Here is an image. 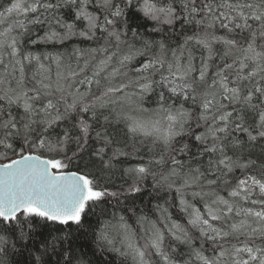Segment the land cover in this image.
<instances>
[{
	"label": "snow or ice",
	"instance_id": "1",
	"mask_svg": "<svg viewBox=\"0 0 264 264\" xmlns=\"http://www.w3.org/2000/svg\"><path fill=\"white\" fill-rule=\"evenodd\" d=\"M177 25L192 35L172 48L165 26ZM73 39L97 46L26 50ZM128 159L139 162L120 167ZM0 161V264H103L105 251L132 264H264V0H9ZM173 192L187 227L165 199L154 206L162 226L137 217L143 245L124 216L122 248L103 229L90 236L113 201ZM166 234L189 251L166 250Z\"/></svg>",
	"mask_w": 264,
	"mask_h": 264
},
{
	"label": "trees",
	"instance_id": "2",
	"mask_svg": "<svg viewBox=\"0 0 264 264\" xmlns=\"http://www.w3.org/2000/svg\"><path fill=\"white\" fill-rule=\"evenodd\" d=\"M8 2L9 0H0V10H2L3 6L7 4ZM138 25L141 26L139 27L138 30L142 34H144L146 37L151 38V39L161 38L160 34L150 33L151 27L154 26L152 21H147L143 17H139V18L133 17L132 26L136 27ZM165 32L167 33V37H166L167 42L172 48H176L179 44L183 43L184 35H192L191 29L185 32L183 29L179 27V25H177L174 29H171V30H169L168 27L165 26ZM217 34L223 35L224 33L220 31V32H217ZM42 35H43V30L37 29L32 34L31 39H37V37L42 36ZM73 46H79L81 48H88V47H96L97 45L95 42L73 39V40L65 42L64 44H36V45H33L30 43H27L26 50H30L36 53L62 52V53L68 54V53H71ZM137 47H139V44H137ZM194 52L197 57L196 63L198 65L201 51L199 49H194ZM54 72H55V66L53 65V74ZM156 78L158 79L159 77L157 76ZM157 91H159V89H157ZM155 100H156L155 95H151L150 97L146 98L144 107L154 108L156 106ZM104 111H105V115L109 114V110H104ZM110 118L115 120V115L113 114ZM113 128L117 130L118 138H121V139L125 138L126 129L123 123L114 124ZM149 146H150V142L146 141L144 146L141 148L140 154L144 156L145 161L147 160L149 156V153L147 151ZM0 162H7V161H0ZM138 162L139 161L135 159H128L123 164H121L120 167H127V166L133 165ZM235 175L236 176L240 175L239 170L236 171ZM116 182L120 183L118 178ZM147 188H148V191H151V180L150 179L147 182ZM205 191H207V188L205 189ZM220 195L227 197V193L224 191H220ZM173 197H175L174 192L168 193L166 195L162 194L161 196H158L155 198L153 196L145 194L141 198H135L134 200L133 199L125 200L119 204L113 201L112 204L107 206L106 212L98 211L96 215L91 217L90 236L94 235L95 233L103 229L107 231L108 235L111 238L115 239V246L122 248L120 241L123 237L124 230L120 227L122 222L119 220V217L124 216L126 223L136 233V238H137L138 243L140 245H143L144 241L143 239H141V237L144 235V233H143V229L141 228V225L137 223V217L141 214H145L150 219L156 220L158 223V226H162L160 225V222L158 219L159 213L155 210L154 206L158 203L164 204L165 199L168 200V204L165 206L169 208V212L172 214V218L187 227V219L185 215L179 211V208L177 206L178 199L174 200ZM188 199H191V197L189 196ZM193 203H196L197 207L202 208L201 203L197 201H193ZM129 208H132L133 211H129L128 210ZM190 231L192 232V235L194 237H198V233L195 232V230H190ZM200 243L201 241L199 239L194 240V245L196 247H199ZM204 246L206 249H209V251L206 252V255H211L212 253L210 251L209 244L206 243ZM171 248H175L177 250V253H181V254H186L189 251L186 245L179 243L178 241L172 239L171 236H168L166 234L165 249L168 251H171ZM181 258H187V257L186 255H184ZM152 259H153V264H157V261H159V258L156 256H153ZM102 260H103V264H132V260L130 257L125 259L119 256L117 253L109 252V251L103 252ZM160 264H162V261H160Z\"/></svg>",
	"mask_w": 264,
	"mask_h": 264
},
{
	"label": "rangeland",
	"instance_id": "3",
	"mask_svg": "<svg viewBox=\"0 0 264 264\" xmlns=\"http://www.w3.org/2000/svg\"><path fill=\"white\" fill-rule=\"evenodd\" d=\"M125 110H127V108H126ZM131 114H132V115H140V114H138V113H136V112H132ZM144 118H147V115H146V114H144Z\"/></svg>",
	"mask_w": 264,
	"mask_h": 264
}]
</instances>
